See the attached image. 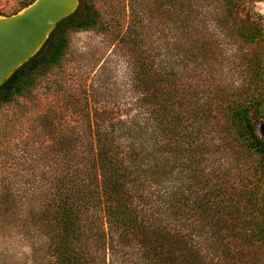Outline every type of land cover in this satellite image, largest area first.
Masks as SVG:
<instances>
[{"label": "trees", "instance_id": "16d2710c", "mask_svg": "<svg viewBox=\"0 0 264 264\" xmlns=\"http://www.w3.org/2000/svg\"><path fill=\"white\" fill-rule=\"evenodd\" d=\"M260 1L80 0L0 86V112L26 107L65 71L73 30L130 56L136 112L93 107L107 85L83 87L74 123L41 117L49 166L31 196L2 195L12 214L27 203L44 264H264V23L238 16Z\"/></svg>", "mask_w": 264, "mask_h": 264}, {"label": "rangeland", "instance_id": "374dc122", "mask_svg": "<svg viewBox=\"0 0 264 264\" xmlns=\"http://www.w3.org/2000/svg\"><path fill=\"white\" fill-rule=\"evenodd\" d=\"M30 1L0 0V16L14 14ZM253 11L262 15L264 23V0L242 7L238 16L247 19ZM69 38L71 49L65 71L41 78L33 96L21 99L26 107L19 103L5 106L0 112V264H44L46 239L24 220L27 203L24 211L13 213L14 216L5 211L2 203L7 190L22 195L26 201L33 185L42 178L41 171L49 166L43 150L49 142V133L41 117L53 115L74 123L82 111L78 104L84 102L82 88L91 84L107 85L102 88L100 102L88 94L93 107L113 108L123 118L136 112V96L131 95L129 84L130 56L113 36L93 30H73ZM76 100L81 102H76L75 107L72 102Z\"/></svg>", "mask_w": 264, "mask_h": 264}, {"label": "water", "instance_id": "95a60500", "mask_svg": "<svg viewBox=\"0 0 264 264\" xmlns=\"http://www.w3.org/2000/svg\"><path fill=\"white\" fill-rule=\"evenodd\" d=\"M79 5L80 0H34L14 14L0 16V86L43 48Z\"/></svg>", "mask_w": 264, "mask_h": 264}]
</instances>
